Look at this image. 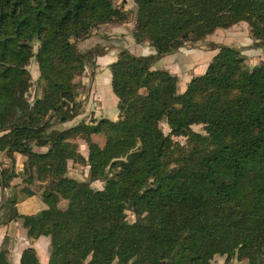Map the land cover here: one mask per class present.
Returning <instances> with one entry per match:
<instances>
[{"label":"trees","instance_id":"trees-1","mask_svg":"<svg viewBox=\"0 0 264 264\" xmlns=\"http://www.w3.org/2000/svg\"><path fill=\"white\" fill-rule=\"evenodd\" d=\"M131 1L132 38L154 54L123 49L109 66L118 120L59 130L56 122L80 114L75 82L102 54L72 41L133 12L115 0H0V187L13 189L0 203V226L20 220L30 242L48 237L47 264H211L215 256L261 264L264 64L250 68L240 50L211 45L215 56L183 93L175 75L153 66L239 23L264 47V0ZM32 60L39 95L30 103ZM69 161L88 168L87 181L67 176ZM35 196L46 208L20 215L16 205ZM7 246L5 237L0 264H12ZM20 264H39L34 248Z\"/></svg>","mask_w":264,"mask_h":264},{"label":"crops","instance_id":"crops-1","mask_svg":"<svg viewBox=\"0 0 264 264\" xmlns=\"http://www.w3.org/2000/svg\"><path fill=\"white\" fill-rule=\"evenodd\" d=\"M115 3L117 7L123 5L132 11L131 19L126 23L107 25L94 32L86 40L77 42L80 45L83 44L79 45V51H86L94 46H99L102 49V54L95 59V66L92 68L88 65L83 76L75 82L79 87L76 103L80 104V114L76 118H81L80 121L87 116L90 121H97L99 119L95 118L94 115L96 114L101 115L102 118L100 119L118 120V100L112 92L109 66L117 60L121 50L127 49L135 56L154 54L152 47L147 44L137 45L132 38L136 11L134 3L131 0H115ZM253 43L248 25L239 23L229 29L215 31L194 46H183L175 52L161 57L154 64L153 69L166 70L175 75L178 78V92L183 93L190 80L202 75L215 56L216 51L211 48V45H222L240 50L250 68L264 64V47H255ZM41 150L45 151V149ZM81 155L87 156V154L83 155L82 153ZM3 166H7V161H3ZM19 183V180L15 179L12 181L11 186H16ZM12 193V188L2 189L0 187V203ZM35 197L17 204V211L20 206L29 204ZM10 232H16V236H25V239H27L26 231L21 227V221L19 220L16 223L0 226V245L5 237L10 236ZM19 244L18 241L13 240L7 246L8 260L12 264H20L22 251L28 247L35 249L39 264L48 263L50 252V239L48 237H41L31 243L27 239L26 243H21V246Z\"/></svg>","mask_w":264,"mask_h":264},{"label":"rangeland","instance_id":"rangeland-1","mask_svg":"<svg viewBox=\"0 0 264 264\" xmlns=\"http://www.w3.org/2000/svg\"><path fill=\"white\" fill-rule=\"evenodd\" d=\"M72 43L75 46V49L77 51H79L80 50L79 47L81 45H83V44L80 45V43H77V42H75V44H74V41H72ZM84 45H86V44H84ZM96 47H98V46H96ZM81 50H83V49H81ZM79 52H84V51H79ZM27 69L30 73L31 82H32V87L29 89V92L27 94V100L31 103L33 98L35 96L39 95V90H37V85H36V79L38 77V70H37V65H36L34 60H32L30 62ZM178 91H179V89H178ZM94 116L96 119L102 118L101 115H99V114H96ZM80 119L81 118L78 117L75 120L68 122L66 125H60L56 122L54 125V128L61 130V129H65V128L74 126L79 122L90 121L88 116L85 117L81 121H80ZM161 128H162V131L164 134H167L169 132L168 127L165 124H162ZM192 130L194 132H198V133H202V134L204 133L203 127L201 125L192 126ZM94 140H97L100 143H102V136L94 137ZM174 140L178 141L182 145L185 143L184 138H175ZM75 142L78 146L79 152L82 153L83 155H86L87 154L86 144L83 141H81L80 139H76ZM34 150L35 151H44V150H41V148H34ZM17 159H20V158L17 157ZM21 160L22 159H20V161ZM67 176H69V178L75 179L76 181H80V182L87 181V179H88V168L83 166V165H78V164H75V163L69 161L67 164ZM91 187L94 190H102L104 187V182H102V181L93 182V183H91ZM66 205H67V203L65 201H61L59 207L61 209H65ZM45 208H46V205L41 201L40 197L38 196V197H35L29 204H27L25 206H20L18 208V211L21 214H35V213H38V212L44 210ZM127 219L129 222H133L135 220L134 215L130 212H127ZM16 234H17L16 232H13V233L10 232V236L7 237L8 244H10L13 240L18 241L20 243L19 246H21V243H26L27 239H25V236H23V237L22 236H16ZM211 264H247V262L246 261H239L235 258L228 261V260H226L225 257L215 256L212 259ZM261 264H264V259L262 260Z\"/></svg>","mask_w":264,"mask_h":264}]
</instances>
